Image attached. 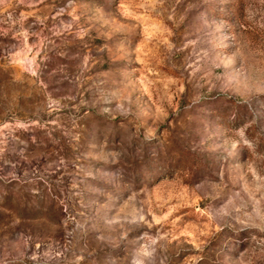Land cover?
<instances>
[{
    "label": "rangeland",
    "instance_id": "374dc122",
    "mask_svg": "<svg viewBox=\"0 0 264 264\" xmlns=\"http://www.w3.org/2000/svg\"><path fill=\"white\" fill-rule=\"evenodd\" d=\"M0 264H264V0H0Z\"/></svg>",
    "mask_w": 264,
    "mask_h": 264
}]
</instances>
